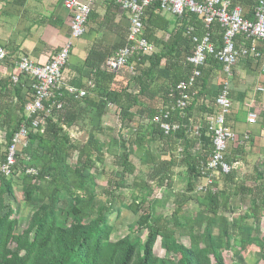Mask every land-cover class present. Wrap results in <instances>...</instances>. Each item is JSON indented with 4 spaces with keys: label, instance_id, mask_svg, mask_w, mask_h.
<instances>
[{
    "label": "trees",
    "instance_id": "16d2710c",
    "mask_svg": "<svg viewBox=\"0 0 264 264\" xmlns=\"http://www.w3.org/2000/svg\"><path fill=\"white\" fill-rule=\"evenodd\" d=\"M239 2L245 7L256 0ZM247 10L245 17L251 19L252 9ZM177 18V28L169 32V22L165 21L164 24L161 21L158 4L149 6L144 17L145 35L150 42L157 44V51L135 59L133 74L126 69L125 78L115 81L113 87L96 94L95 98L89 95L80 101L69 102L62 111L46 119L45 127L40 126L29 133L26 139L28 145L18 147L14 175L7 177L0 173V264H227L226 253L234 256L240 253L239 249L244 250L252 245L264 247V234L258 228L264 211V176L256 165L252 171L256 181L253 187L237 184L236 170L233 169L228 174L218 175L231 188L220 189L215 182L216 192L201 193L196 198H184L183 195L179 198L181 200L176 201L178 205L169 217L155 214V205L159 200L148 201L152 187L142 179L137 187L148 190L147 195L135 197L128 208L135 213L142 211L131 233L140 234L144 230L145 240L139 235L135 238L126 235L116 241L111 239L114 227L109 223V215L114 211L119 212L118 208L112 206L114 193L111 185L120 189L126 176L135 173L136 168L130 158L132 154L135 153L143 165L150 167L151 179L157 178L160 187L169 185L174 174L173 167L178 161L186 167L188 192L193 193L198 184L206 179L203 166L207 164L213 146L205 121L198 136L190 131L189 126H183L166 136L152 122L162 108L148 106L146 114L137 111L141 113L140 117L133 111L135 106L143 104V98L158 96L164 89L161 99L167 103L169 90L191 73L193 66L187 62V57L192 53V45L187 29L194 26L195 33L202 35V19L191 13ZM158 32L169 33V37L165 40V34L159 37ZM212 32L213 42L220 46L223 30L216 23L212 26ZM217 64L216 59L210 56L205 66L213 68ZM205 66L201 68V89L198 82L193 88L197 100L206 97L209 75L204 76ZM132 84L134 88L129 90ZM11 92L14 93L11 95ZM0 97V103L5 102V105H0V123L7 127V151L14 133L23 122H28L25 105L34 98V91L29 80H22L18 85L9 81L3 85ZM214 99L215 95L212 101ZM111 104L120 111L122 130H131L137 117L139 125L129 135L120 136L125 151L114 157L120 175L117 180L107 182L105 193L110 199L101 202L98 200L96 177L90 171L96 162L104 161L103 144L96 136L84 142L74 140L67 128L74 125L73 115L78 114V117L81 109H104L105 105ZM69 105L75 107L71 113L67 110ZM208 107L204 108L205 111L213 114L216 107ZM193 109L194 101L191 100L188 108L173 112V121L182 123L185 115L188 116ZM228 117L227 124L233 127ZM90 131L89 135L92 134ZM190 133L194 138L189 137ZM158 140L166 145L171 141H181V158L171 153L168 146H163L162 152L166 156L161 158L162 153L152 149V143ZM231 145L226 159L233 164L236 151L244 153V149L239 143L235 149ZM5 154L0 156V163ZM74 155L75 159H72ZM16 175L21 180L24 202L36 207L27 227L21 232L17 231V211L7 204V197L14 202L18 199L14 180ZM241 194L250 195L252 205L244 214L235 215L231 197ZM192 199L197 200L199 211L195 217H184L182 220L183 206ZM144 203H147V208H143ZM221 209L233 215L232 222L221 213ZM250 217L255 219L253 225L245 222ZM215 226L218 228L217 234L213 232ZM176 229L187 234L189 245L178 240ZM159 238L161 247L172 256L160 257L155 254L154 248Z\"/></svg>",
    "mask_w": 264,
    "mask_h": 264
},
{
    "label": "built area",
    "instance_id": "2783aa9c",
    "mask_svg": "<svg viewBox=\"0 0 264 264\" xmlns=\"http://www.w3.org/2000/svg\"><path fill=\"white\" fill-rule=\"evenodd\" d=\"M96 0H63V6L71 14L70 31L72 38H79L86 33L87 23L92 14ZM119 7L130 14L128 43L120 48L107 61V69L119 73L123 68L133 71L130 60L151 55L155 51L154 44L144 35L145 11L152 4H158V10L170 12L177 17L185 13L199 16L203 23V34L198 35L194 26H189L187 34L191 37L192 53L187 62L193 66L190 75L169 90L167 104L152 122L157 124L164 135L179 131L181 124L173 121V111L188 108L191 98L196 94L193 90L197 79L201 76V68L210 56L222 65L225 81L215 98V112L207 114L205 125L212 140V152L203 175L206 179L198 184L197 191L216 192L215 182L220 174H228L234 168L226 159L229 146L237 140L234 129L227 124V117L232 112L233 102L230 97L233 71L240 61L254 58L261 63L264 73V0H257L252 8L253 18L245 17L248 11L239 0H114ZM250 12V11H249ZM218 24L223 30L222 43L217 46L212 40V26ZM250 41V44L247 42ZM72 41L61 48L53 59L44 64L22 57L16 64L18 73H11L12 84L18 85L22 80H29L34 91V98L25 105L28 122H23L14 133L3 161L0 173L7 177L14 175L17 163L18 147L28 145L26 141L32 130L46 125V119L62 111L69 102H77L90 95L95 87V80L89 79L86 86L66 84L64 70L69 61ZM7 51L0 47V63L7 58ZM264 90L263 88H258ZM261 117L254 110H249V124H256ZM201 126L192 127L194 135H200ZM135 131V128L133 129ZM249 138L248 135L244 136ZM180 151L182 150L179 148Z\"/></svg>",
    "mask_w": 264,
    "mask_h": 264
},
{
    "label": "crops",
    "instance_id": "0c3cea01",
    "mask_svg": "<svg viewBox=\"0 0 264 264\" xmlns=\"http://www.w3.org/2000/svg\"><path fill=\"white\" fill-rule=\"evenodd\" d=\"M255 3L249 4L244 8L251 10ZM158 12H160L161 21L164 24L165 21L169 22V32L177 28L178 18L176 15L167 12L170 13L168 16L165 11L161 10H158ZM250 17L253 18L252 11ZM70 20L71 14L63 6V0H0V47L4 48L8 54L7 58L0 63V91H2V87L6 82H11L10 74L18 73L16 64L22 57H27L37 64H44L53 59L56 53L67 45L70 40L72 41L71 52L68 64L64 70V81L66 84L86 86V82L89 79L95 80V87L90 89V96L92 95L94 98L96 94L98 95L103 90L113 87L115 81L117 82V80L125 78L126 69L131 74L135 72L134 60L140 59L136 56H133L130 60L133 71L130 68H123L119 73H112L107 69L109 58L128 43L131 24L130 14L122 10L114 0L95 1L92 14L87 23L86 33L79 38L71 37ZM163 34H165L164 38L166 40L169 37V33L158 32L159 37L163 36ZM145 37L147 38L146 35ZM247 43L250 44V41ZM156 45L154 44L157 51ZM163 64L164 62L162 66ZM204 70V76L209 75L206 89L204 88L205 94L206 97L211 98V102L208 101L205 104L204 99L201 101L197 100L196 94L191 98L194 101V106L196 104L199 105L197 102L200 101L202 111L205 110L206 106L207 108H209L208 106H211V108L215 106V99L212 101L214 95L216 98V93L218 94L226 79L221 64H217V67L213 68L205 66ZM200 77L197 79V82L201 84V89L203 82L200 81ZM240 81L243 83H240ZM249 82L251 86L247 84ZM133 85H130L129 90L134 88ZM96 86L98 89H96ZM258 88L264 89V73L261 71V63L252 57L240 61L233 71L230 97L234 99V102L237 100L241 104L246 101V106H248L247 114L252 109L262 118L261 113H263V110L261 109L262 104L259 96L264 93V90H259ZM164 92L165 89L158 96L152 97L149 100H155L160 96L162 98ZM13 93L11 92V95ZM11 95L8 94L9 97ZM167 98L169 99L168 95ZM8 101L10 102V100ZM1 103L5 105V102ZM167 104H169V101L164 103L162 100L161 104L153 107L163 109ZM74 108V106L71 107L69 105L67 110L71 113L70 111L74 110ZM191 113H193V110L190 112V115ZM230 115L228 118L231 119L230 122L232 123L233 119ZM246 121L248 123L247 117ZM261 122L263 123L264 121L262 120ZM179 123L182 128L184 126L183 121ZM262 123H245L240 126V130H247L249 132L243 136L239 134L242 137L240 145L248 141L252 147L256 145L261 147L260 150L264 153V129ZM201 125L200 123L199 126ZM196 126L198 125H194V127ZM192 127L189 126V129H192ZM245 135H248L249 138L245 139ZM180 148L182 149L181 146ZM181 151L178 149L180 157Z\"/></svg>",
    "mask_w": 264,
    "mask_h": 264
},
{
    "label": "rangeland",
    "instance_id": "374dc122",
    "mask_svg": "<svg viewBox=\"0 0 264 264\" xmlns=\"http://www.w3.org/2000/svg\"><path fill=\"white\" fill-rule=\"evenodd\" d=\"M167 13V12H166ZM169 16L170 13H167ZM76 40V39H75ZM166 76L163 77L165 79ZM245 81V80H244ZM240 83H243L240 81ZM246 84V82H244ZM218 84V83H217ZM249 86H251L250 82L247 83ZM234 98V97H233ZM261 99L263 110L262 118L256 123H262L261 121H264V93L259 96ZM202 99V98H201ZM211 98L205 97L204 102L207 104V102L210 101ZM143 104L139 106H135L133 108L134 112H143L146 114L148 106H158L162 103V99L160 97L156 98L155 100H149L146 98H143ZM201 101V100H200ZM199 105L196 104L193 109V113H190L185 115V118L183 120L184 126H194L199 125L200 123L205 121L207 117V111L201 110V103ZM233 101V108L231 113V118L233 119L232 122V128L237 134V140L234 143H232L231 147L233 149L236 148V145L240 143L241 134L242 136L246 133H249L247 130H240V126L247 123L246 117H247V108L246 101H244L242 104L239 103L237 100L232 99ZM245 103V105H244ZM3 103H1L2 105ZM85 106V105H83ZM156 106V107H157ZM85 108V107H83ZM2 110V107H1ZM118 107L115 105H105L104 109H93V108H87L86 110H82L78 114L73 115L74 125L71 127H68V131L74 140L79 141H86L87 139H91L93 137H97L100 143L103 144V153H104V161L96 162L94 165V168L90 171L92 172L97 181V191L99 193V199L101 202L105 201V199H110V196L106 195V184L109 180L115 181L119 178L120 171L117 166H115L114 157L116 155H119L125 151V146L122 141V137L120 136H126L129 135L132 130L139 125L138 123V117H140L139 112H137V118L133 122V127L131 130H122L121 128V121H120V113H119ZM139 113V114H138ZM195 115V116H193ZM83 116L84 120L80 117ZM237 118V119H235ZM235 120H237L235 122ZM236 126V128H235ZM263 129H264V122L262 123ZM6 125L0 123V156L2 154H5L6 147H5V131H6ZM93 128H97L93 130ZM66 129V127H65ZM91 130V131H90ZM240 130V131H239ZM89 131L92 132V134L89 135ZM264 131V130H263ZM124 133V135H123ZM194 135L190 133L189 137L194 138ZM181 142V141H180ZM178 141H171L168 142L169 144L166 145L164 141L158 140L152 143V149L153 151L157 153H162L161 158H165L166 153L162 152L163 146H168V148L171 150V153L173 152L177 158H181L180 154L178 152V149L181 146V143ZM243 151H236L235 155V162L233 163V168L236 170V183L237 184H244L246 187H253L255 184V180L252 177V171L254 166L263 173L264 176V153L261 152L258 145L255 147H252L250 142H245L242 144ZM235 152V151H234ZM261 153V154H260ZM263 153V154H262ZM73 156L72 159L74 158ZM132 163L134 164L136 170L133 175H127L125 178V181L121 185L120 189H116L114 187V184L111 185L112 193H114L113 197V204L112 206L119 209V212L114 211L113 214L109 215V223L112 224L114 227L113 232L111 234V239L116 241L126 235H130L133 238L140 236L142 240H145L146 238V231L140 232V234L137 233H131V231L134 230L136 227V222L139 219V217L142 214V211H139L138 213L133 212L128 208V206L133 202L135 197H142L147 195V191L145 188H138L137 184L140 183V181L143 179L144 181H148L150 186L152 187V190H150V194L148 197V201L152 202L154 199L159 200L158 203L155 205V214H163L165 217H169L173 210L177 207L178 203L176 201H179L181 199V196L184 198H187V196H193V198H196V196L202 195L200 192H198L195 188L193 193L188 192L187 190V173H186V167H184L182 164H180V161L176 162V165L173 167V178L170 181L169 185H164L163 187H160L158 185V179L155 178L154 180L151 179V169L150 167L143 165L140 158L134 153L130 156ZM89 172V171H88ZM153 177V176H152ZM15 189L17 194V201H13L12 199L7 197V204H11L13 206V209L17 211L16 215L19 220V225L17 227V231L21 232L23 229L27 227L28 221L36 209L35 206H30L26 202H24L23 198L21 197V180L18 178V175L15 176ZM199 180L196 181L195 185L198 183ZM217 184L219 188H231L232 186L229 185L224 181L223 178H220L218 176L217 178ZM110 187V186H109ZM251 197L250 195L243 196V194L238 196L231 197V203H233V206L235 207V215L238 214H244L248 208L252 205L251 203ZM138 201H141V199H138ZM66 204V203H64ZM68 204V201H67ZM143 208H147V203H144ZM199 211V205L196 199H192L187 201L182 209L181 217L182 220H184V217H195L197 215V212ZM221 213L225 214V216L228 218L230 222L233 221V215L229 214L223 209H221ZM15 215V216H16ZM254 218L250 217L245 220L248 224H254ZM258 228L260 229V232L264 234V211L261 220L258 223ZM198 231V230H197ZM213 232L215 234L218 233L217 226L213 227ZM187 235V234H186ZM182 234V231L180 229H176V237L179 241L183 242L186 245L190 244V239L188 236ZM240 253L238 255L229 254L226 253L227 257V264H264V247L260 248L255 245L249 246L246 249L242 250L239 249ZM154 252L157 256L160 257H170L172 254L170 252H167L165 249H163L160 245V238L158 239Z\"/></svg>",
    "mask_w": 264,
    "mask_h": 264
}]
</instances>
